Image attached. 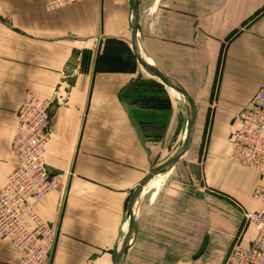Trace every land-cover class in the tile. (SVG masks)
I'll use <instances>...</instances> for the list:
<instances>
[{"label": "crops", "instance_id": "0c3cea01", "mask_svg": "<svg viewBox=\"0 0 264 264\" xmlns=\"http://www.w3.org/2000/svg\"><path fill=\"white\" fill-rule=\"evenodd\" d=\"M264 0H140L142 56L198 105L187 152L144 186L122 264H225L257 236L260 173L230 158L237 113L264 87ZM132 0H0V189L24 93L50 98L46 160L61 182L38 207L56 229L47 264H113L141 179L186 135L184 98L139 63ZM181 142V144H182ZM207 243L201 251L205 240ZM19 253L0 240V264Z\"/></svg>", "mask_w": 264, "mask_h": 264}, {"label": "built area", "instance_id": "2783aa9c", "mask_svg": "<svg viewBox=\"0 0 264 264\" xmlns=\"http://www.w3.org/2000/svg\"><path fill=\"white\" fill-rule=\"evenodd\" d=\"M81 0H48L61 7ZM49 97L28 89L17 112L12 140L13 166L0 189V240H8L19 253L14 264H47L55 246L56 229L43 216L38 204L59 187L61 178L46 160L52 140ZM230 133V158L260 173L253 198L255 209L244 208L245 219L257 236L250 247L235 243L225 264H264V87L251 104L236 115Z\"/></svg>", "mask_w": 264, "mask_h": 264}, {"label": "water", "instance_id": "95a60500", "mask_svg": "<svg viewBox=\"0 0 264 264\" xmlns=\"http://www.w3.org/2000/svg\"><path fill=\"white\" fill-rule=\"evenodd\" d=\"M139 18H140V0H132V47L134 54L136 55L141 66L151 75L158 77L165 85L176 90L187 102L189 114H188V123L185 138L178 148V150L164 162L153 167L150 172L144 176L136 188L133 190L128 210H129V228L125 237L122 241L120 248L114 254L113 264H122V258L125 251L133 244L137 236V221L135 215L134 205L142 192L145 185H147L156 175L169 171L179 159L187 152L189 149L196 129L197 116H198V105L193 96L189 91L179 82L168 76L166 73L161 71L157 66L149 63L141 54L138 44V28H139ZM207 243V239L201 249H204Z\"/></svg>", "mask_w": 264, "mask_h": 264}, {"label": "rangeland", "instance_id": "374dc122", "mask_svg": "<svg viewBox=\"0 0 264 264\" xmlns=\"http://www.w3.org/2000/svg\"><path fill=\"white\" fill-rule=\"evenodd\" d=\"M181 127H182V123L180 124V128L178 129L179 135L177 136L176 139H174L172 142H170V146H171V149L169 151L170 155L173 154L174 152H176L178 150V148L181 146V142H182V137H181L182 132H180Z\"/></svg>", "mask_w": 264, "mask_h": 264}, {"label": "trees", "instance_id": "16d2710c", "mask_svg": "<svg viewBox=\"0 0 264 264\" xmlns=\"http://www.w3.org/2000/svg\"><path fill=\"white\" fill-rule=\"evenodd\" d=\"M262 8L264 9V6Z\"/></svg>", "mask_w": 264, "mask_h": 264}, {"label": "bare ground", "instance_id": "6f19581e", "mask_svg": "<svg viewBox=\"0 0 264 264\" xmlns=\"http://www.w3.org/2000/svg\"><path fill=\"white\" fill-rule=\"evenodd\" d=\"M157 176V175H156Z\"/></svg>", "mask_w": 264, "mask_h": 264}]
</instances>
